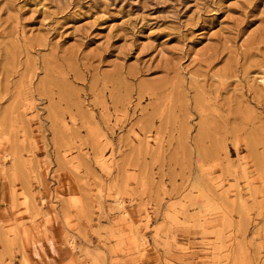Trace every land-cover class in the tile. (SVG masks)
Here are the masks:
<instances>
[{"label":"rangeland","instance_id":"obj_1","mask_svg":"<svg viewBox=\"0 0 264 264\" xmlns=\"http://www.w3.org/2000/svg\"><path fill=\"white\" fill-rule=\"evenodd\" d=\"M262 77L264 0H0V264H264Z\"/></svg>","mask_w":264,"mask_h":264},{"label":"bare ground","instance_id":"obj_2","mask_svg":"<svg viewBox=\"0 0 264 264\" xmlns=\"http://www.w3.org/2000/svg\"><path fill=\"white\" fill-rule=\"evenodd\" d=\"M261 85H262V87L264 88V77H262L261 78ZM108 158V157H107ZM106 157H105V155H101L100 156V158H99V160H98V163H99V165L102 167V168H104V169H107V168H109V160L110 159H107ZM111 165V164H110ZM4 191V190H3ZM225 194V193H224ZM74 195V194H73ZM1 196L3 197L4 196V193H2L1 194ZM72 200H73V202L75 203V196H72ZM42 202V206L44 205L45 206V198H43L42 200H41ZM116 204H117V206H118V208H119V210H120V214H121V216H122V219L125 221L124 223H127L128 224V227H130L131 229H135L136 231H137V229H139V225H140V222L141 221H139V220H136L135 219V216L133 215V214H135L134 213V211L133 212H131L130 210H128L126 207H125V202L124 201H119V200H116ZM145 209V208H144ZM146 210V209H145ZM144 213L146 212V211H143ZM148 213L146 212V214H145V216H144V219H146L147 221H149V214L147 215ZM31 221V220H30ZM123 222V221H122ZM144 225V224H143ZM30 226H31V229H32V232L34 231V230H36V229H38L39 228V226H37L36 225V223H34V222H32L31 221V223H30ZM138 233H139V231H137ZM141 238H143V237H141ZM31 241H32V239H31ZM142 241H144V242H146V239L145 238H143L142 239ZM72 243V242H71ZM73 246V245H72ZM184 254H187V253H185V252H183ZM185 257H186V255H184ZM184 257V258H185ZM178 259V258H177ZM188 259V262H189V264H196V263H194V262H192L191 260H190V258H187ZM175 261V260H174ZM178 260H176L175 262H177ZM180 261V260H179ZM183 261V260H182ZM181 262V261H180ZM182 263V262H181ZM204 263V262H203ZM25 264H29V262H28V260L27 259H25ZM169 264H171V262L169 263ZM173 264V263H172ZM205 264H206V262H205ZM208 264V263H207Z\"/></svg>","mask_w":264,"mask_h":264}]
</instances>
